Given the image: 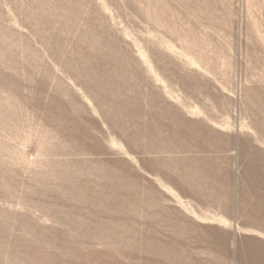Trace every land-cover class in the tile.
Wrapping results in <instances>:
<instances>
[{
	"label": "rangeland",
	"instance_id": "rangeland-1",
	"mask_svg": "<svg viewBox=\"0 0 264 264\" xmlns=\"http://www.w3.org/2000/svg\"><path fill=\"white\" fill-rule=\"evenodd\" d=\"M0 264H264V0H0Z\"/></svg>",
	"mask_w": 264,
	"mask_h": 264
},
{
	"label": "bare ground",
	"instance_id": "bare-ground-1",
	"mask_svg": "<svg viewBox=\"0 0 264 264\" xmlns=\"http://www.w3.org/2000/svg\"><path fill=\"white\" fill-rule=\"evenodd\" d=\"M261 223V222H260Z\"/></svg>",
	"mask_w": 264,
	"mask_h": 264
}]
</instances>
